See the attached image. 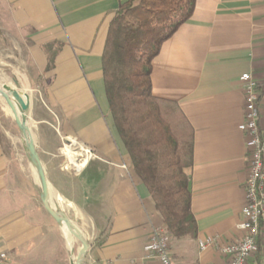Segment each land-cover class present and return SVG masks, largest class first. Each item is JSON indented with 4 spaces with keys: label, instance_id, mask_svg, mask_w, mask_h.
<instances>
[{
    "label": "crops",
    "instance_id": "crops-1",
    "mask_svg": "<svg viewBox=\"0 0 264 264\" xmlns=\"http://www.w3.org/2000/svg\"><path fill=\"white\" fill-rule=\"evenodd\" d=\"M124 1L0 0V30L20 35L30 52V80L42 83V109L54 116L60 135L95 154L80 170L79 196L72 198L92 221L83 264H159L145 257L144 245L152 228L164 223L115 130L103 84L107 31ZM44 44L56 50L48 70ZM243 73L257 81L258 124L264 126V0H196L191 17L151 62L152 94L176 101L193 128V164L186 173L197 233L170 239L173 264H221L217 245L200 251L198 243L242 235ZM15 180L0 139V264H10L12 253L39 238L37 218L48 215L38 199L15 192ZM247 264H264L262 251Z\"/></svg>",
    "mask_w": 264,
    "mask_h": 264
},
{
    "label": "trees",
    "instance_id": "trees-1",
    "mask_svg": "<svg viewBox=\"0 0 264 264\" xmlns=\"http://www.w3.org/2000/svg\"><path fill=\"white\" fill-rule=\"evenodd\" d=\"M196 0H126L114 12L101 56L115 130L171 237L196 238L186 169L193 128L176 101L151 92V62L161 44L192 15ZM46 69L56 50H49ZM259 248L256 254H260Z\"/></svg>",
    "mask_w": 264,
    "mask_h": 264
},
{
    "label": "rangeland",
    "instance_id": "rangeland-1",
    "mask_svg": "<svg viewBox=\"0 0 264 264\" xmlns=\"http://www.w3.org/2000/svg\"><path fill=\"white\" fill-rule=\"evenodd\" d=\"M29 56L30 52L20 35L14 31L0 30V74L6 77V83L29 92L32 103L28 119L29 126L36 150L45 168L51 192L61 197L63 203L61 210L81 228L85 235H88L92 230L90 225L92 221L88 218L87 212L72 202V198L79 196L80 173L68 167L67 156L62 152L64 146L69 145L70 142H67L66 138H74L60 135L55 127L54 116L48 110L42 109L45 101L44 91L39 78L35 79V82L30 80L33 70L29 64ZM7 107L9 108L8 105ZM0 139L14 167L15 192L18 195L22 194V197L38 199L43 208L39 199V188L20 142L19 131L2 98H0ZM92 198L95 199V194ZM92 203L95 205V202ZM37 223L40 227L39 238L34 243L26 244L16 253H12L15 257L9 259L10 264H71L70 253L59 226L49 215L44 217L41 213ZM172 238L169 234V242ZM70 245L75 257L80 248V242L74 237Z\"/></svg>",
    "mask_w": 264,
    "mask_h": 264
},
{
    "label": "built area",
    "instance_id": "built-area-1",
    "mask_svg": "<svg viewBox=\"0 0 264 264\" xmlns=\"http://www.w3.org/2000/svg\"><path fill=\"white\" fill-rule=\"evenodd\" d=\"M241 80L245 103L238 129L244 134L246 150V178L243 183L245 203L238 224L242 235L233 242L219 243L217 236H211L198 243L200 251L217 245L224 259L221 264H247L259 248L264 255V126L258 124L257 81L250 73H243ZM66 141H70L69 145L80 143L76 139L66 138ZM80 144L85 151L86 162L95 157L91 148ZM68 167L71 168L69 164ZM169 244L165 226H154L144 245L145 257L154 258L159 264H173ZM0 256L4 257V254Z\"/></svg>",
    "mask_w": 264,
    "mask_h": 264
},
{
    "label": "water",
    "instance_id": "water-1",
    "mask_svg": "<svg viewBox=\"0 0 264 264\" xmlns=\"http://www.w3.org/2000/svg\"><path fill=\"white\" fill-rule=\"evenodd\" d=\"M14 96L17 97L19 110L17 109V103L14 100ZM0 97L7 100L11 116L13 117L19 131L23 151L37 177L39 198L42 206L59 228L65 227L76 236L77 240L80 242V248L77 250L75 258L71 264H83L84 257L89 248V242L81 228L62 210L55 208L52 204L51 187L43 163L36 150L32 131L28 123L31 110L30 94L28 91L16 85L10 86L9 84H4L0 86Z\"/></svg>",
    "mask_w": 264,
    "mask_h": 264
},
{
    "label": "bare ground",
    "instance_id": "bare-ground-1",
    "mask_svg": "<svg viewBox=\"0 0 264 264\" xmlns=\"http://www.w3.org/2000/svg\"><path fill=\"white\" fill-rule=\"evenodd\" d=\"M5 79H6V77L4 75L0 74V86H2L4 84H9L8 82L6 83ZM10 86H12V85H10ZM2 100H4L6 108L10 112L9 108L7 107V105H8L7 100L4 98H2ZM14 100L17 103V97L16 96H14ZM17 109L19 110L18 103H17ZM28 123H29V120H28ZM62 152L67 156L70 167L74 171L78 172V174H79L80 170L84 167V165L86 164V160H87L86 155H85V151L82 148V145L80 143L73 142L71 145H65ZM31 171H32L35 182L38 183L37 177H36L35 172L33 171L32 167H31ZM51 200H52V204L55 206V208L60 209V210L62 209V207H63L62 206L63 205L62 199L60 196H58V194H56V193L52 194L51 193ZM60 230L62 231V237L65 241L66 248L68 249V251L70 253V259L73 261L75 257L73 256L70 244H71L72 239L74 237L76 238V236L70 230L66 229L65 227L60 228Z\"/></svg>",
    "mask_w": 264,
    "mask_h": 264
}]
</instances>
